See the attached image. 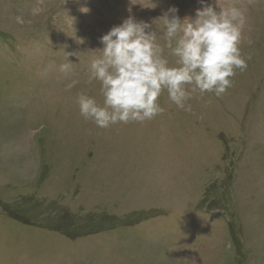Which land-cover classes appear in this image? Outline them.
<instances>
[{
  "label": "rangeland",
  "instance_id": "rangeland-1",
  "mask_svg": "<svg viewBox=\"0 0 264 264\" xmlns=\"http://www.w3.org/2000/svg\"><path fill=\"white\" fill-rule=\"evenodd\" d=\"M238 6L251 59L225 94L100 128L77 98L103 105L89 66L129 0H0V264H264V0Z\"/></svg>",
  "mask_w": 264,
  "mask_h": 264
},
{
  "label": "clouds",
  "instance_id": "clouds-1",
  "mask_svg": "<svg viewBox=\"0 0 264 264\" xmlns=\"http://www.w3.org/2000/svg\"><path fill=\"white\" fill-rule=\"evenodd\" d=\"M198 2L201 7L194 18L181 17L175 6L158 18L164 25L162 46L155 27L158 19H137L131 14L132 6L142 4L129 0L130 14L98 38L102 47L93 51L99 55L89 66L90 78L100 82L103 105L81 93L77 98L81 116L100 128L142 123L164 112L159 102L164 92L178 106L197 91L216 97L225 94L237 70H246L251 59L242 55L240 47L246 10L238 6V0ZM165 48L176 58L172 65ZM66 67L62 65L61 70Z\"/></svg>",
  "mask_w": 264,
  "mask_h": 264
}]
</instances>
